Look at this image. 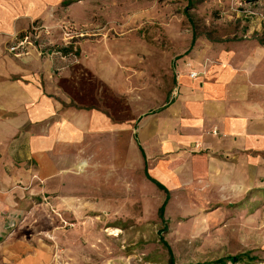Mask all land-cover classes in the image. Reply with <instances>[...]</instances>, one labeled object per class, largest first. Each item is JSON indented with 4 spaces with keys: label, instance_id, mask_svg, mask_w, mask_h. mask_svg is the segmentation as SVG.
I'll use <instances>...</instances> for the list:
<instances>
[{
    "label": "rangeland",
    "instance_id": "1",
    "mask_svg": "<svg viewBox=\"0 0 264 264\" xmlns=\"http://www.w3.org/2000/svg\"><path fill=\"white\" fill-rule=\"evenodd\" d=\"M55 24L68 33L56 52L93 65L104 89L113 78L115 97L144 95L146 111L168 97L189 49L247 32L264 42V0H78L59 8ZM84 129L65 149L75 155L64 160L73 161L68 173L49 188L15 182L0 166V264H214L238 254L248 257L236 264H264V208L225 214L201 198H171L136 170L108 178L105 151L94 153Z\"/></svg>",
    "mask_w": 264,
    "mask_h": 264
},
{
    "label": "crops",
    "instance_id": "2",
    "mask_svg": "<svg viewBox=\"0 0 264 264\" xmlns=\"http://www.w3.org/2000/svg\"><path fill=\"white\" fill-rule=\"evenodd\" d=\"M65 1L0 0L3 173L10 170L15 182L24 177L51 187L68 173L73 161L64 160L75 155L66 156L65 149L75 148L72 137L85 127L94 153L105 151L108 178L117 170L125 176L136 170L171 198H201L203 208L225 214L247 206L262 211L264 42L247 32L238 41L189 49L171 70L168 97L144 111V95L115 97L108 88L113 78H105L104 89L93 65L82 66L74 51H55L66 39L55 24ZM34 24L47 29L41 31L45 45L10 52Z\"/></svg>",
    "mask_w": 264,
    "mask_h": 264
},
{
    "label": "built area",
    "instance_id": "3",
    "mask_svg": "<svg viewBox=\"0 0 264 264\" xmlns=\"http://www.w3.org/2000/svg\"><path fill=\"white\" fill-rule=\"evenodd\" d=\"M47 30L43 26L39 24H34L29 32L23 34L22 36H18L15 41L10 45L9 51L12 53L21 52L26 50L30 46H36L40 43L45 45V41L42 38L41 31ZM65 34H68L65 32ZM43 41V42H42ZM192 76H195L196 73L192 72Z\"/></svg>",
    "mask_w": 264,
    "mask_h": 264
},
{
    "label": "trees",
    "instance_id": "4",
    "mask_svg": "<svg viewBox=\"0 0 264 264\" xmlns=\"http://www.w3.org/2000/svg\"><path fill=\"white\" fill-rule=\"evenodd\" d=\"M76 1H78V0H66L64 2V5H68V4L74 3ZM188 51H187V53H188ZM167 201H168V198L163 203V205H161V209H160L161 214L160 215H164V209H165ZM245 257H248V254H246V255L238 254V255H234V256H229L228 258H221V259L215 261L214 264H227V262H231L233 264H236V263L240 262L241 260H243ZM251 259L257 260V257H252ZM171 264H175L173 258H171Z\"/></svg>",
    "mask_w": 264,
    "mask_h": 264
},
{
    "label": "bare ground",
    "instance_id": "5",
    "mask_svg": "<svg viewBox=\"0 0 264 264\" xmlns=\"http://www.w3.org/2000/svg\"><path fill=\"white\" fill-rule=\"evenodd\" d=\"M200 40V39H199ZM201 40H202V38H201ZM207 41V40H206ZM208 42V41H207ZM199 43V42H198ZM211 43V42H210ZM204 45V44H203ZM206 50V49H205ZM200 51V50H199ZM203 52V51H202ZM201 52V53H202ZM204 54V53H203ZM202 55V54H201ZM200 56V55H199ZM202 57H203V55H202ZM195 58H197V57H195ZM197 59H199V57L197 58ZM201 59V58H200ZM222 59V58H221ZM200 62V61H199ZM223 62V61H222ZM197 63V62H196ZM76 68V67H75ZM74 68V69H75ZM86 68V67H85ZM249 70V69H248ZM252 70V69H251ZM74 71H77V70H74ZM246 73H248V72H246ZM244 74V73H243ZM77 75V74H76ZM234 75V74H233ZM245 77H246V75H244ZM77 77V76H76ZM95 77V76H94ZM101 78V77H100ZM100 80V79H99ZM211 85V84H210ZM209 87V86H208ZM101 88V87H100ZM221 88V87H220ZM216 89H218V88H216ZM217 91V90H216ZM221 92V91H220ZM219 93V92H218ZM81 94V93H80ZM126 104V103H125ZM130 113H132V112H130ZM133 116V115H132ZM58 180V179H57ZM48 182V181H47ZM59 182V181H58ZM48 183H50V182H48ZM52 184V183H51ZM57 185V184H56ZM56 187V186H55ZM55 187H53V188H55ZM57 188V187H56Z\"/></svg>",
    "mask_w": 264,
    "mask_h": 264
}]
</instances>
